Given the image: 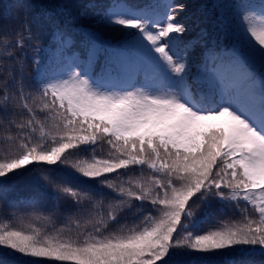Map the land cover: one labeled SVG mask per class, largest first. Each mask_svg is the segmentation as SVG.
I'll list each match as a JSON object with an SVG mask.
<instances>
[{
    "label": "snow or ice",
    "instance_id": "snow-or-ice-1",
    "mask_svg": "<svg viewBox=\"0 0 264 264\" xmlns=\"http://www.w3.org/2000/svg\"><path fill=\"white\" fill-rule=\"evenodd\" d=\"M35 7L0 23V218L78 231L0 226V264H264V0Z\"/></svg>",
    "mask_w": 264,
    "mask_h": 264
},
{
    "label": "trees",
    "instance_id": "trees-1",
    "mask_svg": "<svg viewBox=\"0 0 264 264\" xmlns=\"http://www.w3.org/2000/svg\"><path fill=\"white\" fill-rule=\"evenodd\" d=\"M58 2V0H32V3L35 4V13L42 14L44 12H52L54 15H57L55 12V9L53 8V5ZM78 3L82 5H86L88 3H95L97 4L98 11H102L103 7L106 6L111 2V0H77ZM152 2V0H128V3L133 5H145ZM163 2V0H161ZM183 2L187 3L189 6V11H194V5H200L203 3H208L209 8L211 7V3L213 0H183ZM13 3V0H0V23H7V20L5 17V6L10 5ZM80 11H84V9H80ZM8 13L15 14V8L8 9ZM81 22L87 26L92 23V17L89 10V15L82 18ZM211 25L209 24V28ZM118 39V37H116ZM84 39V36L82 33L77 35V41H80ZM35 44V42H33ZM40 46L43 48V51L40 53V58H43L44 60V66H50L55 67V65L58 62V57L56 53V42L51 37V33L48 31H45V34L43 35V39L40 42ZM74 55L80 57L81 59H84L83 56H81L80 51L78 48L73 49ZM29 55H32L31 50H29ZM32 61L28 62L29 69L31 68ZM132 83V81H131ZM124 82H121L119 86H122ZM86 179V178H84ZM99 187V186H97ZM30 193L26 190H22L20 192L21 196H28ZM51 203V201H48ZM7 215L3 218H0V226H6V225H14L18 230H23L25 232H31L33 229H39L41 231L49 232L50 234H55L57 230L61 231L64 235L71 234L73 237H75L77 233L76 225L75 223L69 224L63 220H54V221H44V220H38L34 217H29L24 215L25 212H31V208L29 207V204L27 202H21L16 209L9 208L7 205V202H5L4 205ZM61 211H65V205L64 202H60ZM17 211L20 215L19 218L12 220L11 219V212ZM231 214L230 212L228 213ZM114 227H116L114 225ZM4 251L0 250V255H4ZM257 262L261 259L259 256L255 257ZM65 264H70V262H65Z\"/></svg>",
    "mask_w": 264,
    "mask_h": 264
}]
</instances>
